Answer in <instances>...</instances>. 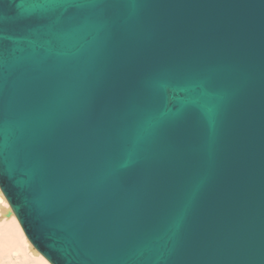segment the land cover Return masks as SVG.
Wrapping results in <instances>:
<instances>
[{
	"label": "water",
	"instance_id": "water-1",
	"mask_svg": "<svg viewBox=\"0 0 264 264\" xmlns=\"http://www.w3.org/2000/svg\"><path fill=\"white\" fill-rule=\"evenodd\" d=\"M0 189L50 264H264V0H0Z\"/></svg>",
	"mask_w": 264,
	"mask_h": 264
},
{
	"label": "bare ground",
	"instance_id": "bare-ground-1",
	"mask_svg": "<svg viewBox=\"0 0 264 264\" xmlns=\"http://www.w3.org/2000/svg\"><path fill=\"white\" fill-rule=\"evenodd\" d=\"M2 199L3 198H1L0 196V202H3ZM9 212H11V210ZM12 215H13V218H12ZM12 215H11V219L2 220V223H0V264H30V263L31 264L32 263L47 264L48 261L45 260L46 258L38 250L34 248V246L31 244L29 239L26 237L27 240L30 242V244L33 246L34 252L30 250L29 248L30 245L28 244L27 240L24 237L25 233L23 229H21V231H23L24 235L20 231V228H22L21 225L18 224L19 222H17L18 220H16L17 219L16 216L14 214ZM7 218H10V217H7ZM14 228L18 231L20 235L19 239H21V243H23L24 245L23 247L21 243L19 244L17 240L18 239L17 234H16L17 237H15ZM39 255H41L44 259L40 257Z\"/></svg>",
	"mask_w": 264,
	"mask_h": 264
},
{
	"label": "rangeland",
	"instance_id": "rangeland-1",
	"mask_svg": "<svg viewBox=\"0 0 264 264\" xmlns=\"http://www.w3.org/2000/svg\"><path fill=\"white\" fill-rule=\"evenodd\" d=\"M0 196H1V198H3L2 200H3V202H0L1 204V206H0V210H2V211H0V223H2V220H5V219H11V217L10 218H7L6 216H7V214L9 213V211L11 210L10 209V206H9V204H8V202L6 201V199H5V197L3 196V194H2V192H1V190H0ZM5 206H4V205ZM3 205V206H2ZM12 218H13V215H12ZM16 219V218H15ZM17 220V219H16ZM18 222V221H17ZM19 224V223H18ZM20 226V225H19ZM21 229L22 228H20V231H21ZM14 230H15V232H14V234H15V237H17L18 239V242H19V244L21 243V239H19V237H20V235H19V233H18V231L14 228ZM21 233L24 235V233H23V231H21ZM16 234H17V236H16ZM24 237H25V239L27 240V238H26V236L24 235ZM27 242H28V244L30 245L29 246V248H30V250H34L33 249V246L30 244V242L27 240ZM21 245H22V247L24 246L23 245V243H21ZM34 252V251H33ZM32 252V253H33ZM40 257H42L41 255H39ZM43 258V257H42ZM44 259V258H43ZM46 260V259H45ZM31 264V263H30ZM32 264H34V263H32ZM47 264H49L48 262H47Z\"/></svg>",
	"mask_w": 264,
	"mask_h": 264
}]
</instances>
